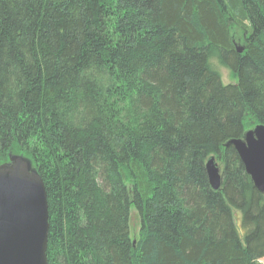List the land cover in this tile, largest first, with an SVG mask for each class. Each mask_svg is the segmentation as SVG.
I'll return each instance as SVG.
<instances>
[{"label":"trees","instance_id":"16d2710c","mask_svg":"<svg viewBox=\"0 0 264 264\" xmlns=\"http://www.w3.org/2000/svg\"><path fill=\"white\" fill-rule=\"evenodd\" d=\"M257 123L264 0H0V167L43 180L48 264H260L264 192L224 148Z\"/></svg>","mask_w":264,"mask_h":264},{"label":"water","instance_id":"95a60500","mask_svg":"<svg viewBox=\"0 0 264 264\" xmlns=\"http://www.w3.org/2000/svg\"><path fill=\"white\" fill-rule=\"evenodd\" d=\"M241 53L243 48H237ZM246 174L259 193L264 192V124L230 139ZM12 166L0 167V264H48V203L43 180L27 160L15 156ZM208 184L213 191L221 188V171L210 156L205 162ZM135 241H132L134 244Z\"/></svg>","mask_w":264,"mask_h":264},{"label":"rangeland","instance_id":"374dc122","mask_svg":"<svg viewBox=\"0 0 264 264\" xmlns=\"http://www.w3.org/2000/svg\"><path fill=\"white\" fill-rule=\"evenodd\" d=\"M214 66L219 71L221 79L223 81V84H233V83H235L236 78L234 79V78L231 77L230 72L228 71V69H226L225 67H220V66H218L215 63H214ZM252 127L253 126L251 124L245 126V131H248ZM13 159H14V157H11V158L9 157V162L5 166H2V168H7L9 166H12L13 163H14ZM27 162L30 165L28 160H27ZM236 215H237L236 217H238V219H239L240 217H239V213L238 212H236ZM129 222H130V230H131L130 233H132V236H136L137 235V231H138L139 226H140V215H139L138 210H135L134 207H131V214H130ZM257 262L260 263V264H264V258L258 259Z\"/></svg>","mask_w":264,"mask_h":264},{"label":"bare ground","instance_id":"6f19581e","mask_svg":"<svg viewBox=\"0 0 264 264\" xmlns=\"http://www.w3.org/2000/svg\"><path fill=\"white\" fill-rule=\"evenodd\" d=\"M237 48H241L240 46H237Z\"/></svg>","mask_w":264,"mask_h":264}]
</instances>
